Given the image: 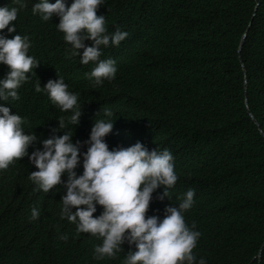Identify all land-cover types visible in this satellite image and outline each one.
Here are the masks:
<instances>
[{"label":"trees","instance_id":"16d2710c","mask_svg":"<svg viewBox=\"0 0 264 264\" xmlns=\"http://www.w3.org/2000/svg\"><path fill=\"white\" fill-rule=\"evenodd\" d=\"M6 4L14 6L13 0H0V6ZM24 4L12 22L14 32L6 26L0 33L26 34L28 54L39 62L17 89L19 99L2 102L23 118L25 130L47 138L57 118L67 120V111L34 90L38 81L43 86L63 77L78 94L80 117L101 118L104 108L114 113L116 137L113 128L105 137L109 149L140 141L149 150L172 153L178 178L168 189L174 201L166 204H178L194 190L184 219L200 232L193 249L197 259L258 264L264 241V137L246 106L264 132V0H104L97 15H105L107 31L119 28L128 35L118 46H102L100 59H114L117 71L99 86L86 76L94 64H80L54 23L33 15L30 0ZM7 71L0 63V78ZM92 123L74 126L73 142L81 133L87 139ZM35 170L27 156L0 170V264H122L130 246L125 242L115 257L96 259L93 249L101 239L77 233L73 222L60 217L62 186L33 191L28 174ZM165 205L156 211L150 201L146 216L162 217ZM33 207L39 210L35 220Z\"/></svg>","mask_w":264,"mask_h":264},{"label":"clouds","instance_id":"9594fccd","mask_svg":"<svg viewBox=\"0 0 264 264\" xmlns=\"http://www.w3.org/2000/svg\"><path fill=\"white\" fill-rule=\"evenodd\" d=\"M30 2L31 13L41 21L54 23L62 39L70 45L71 55L79 56L80 64H94L86 73L94 86L114 79L116 62L112 58L100 59L101 48L109 43L118 46L128 33L119 28L107 31L105 15H97L104 0ZM13 5L0 6V30L7 26L8 33L14 32L16 24L12 22L16 21L18 10L25 7L24 0H13ZM86 40L91 44H86ZM30 42L26 34L17 33L8 38L0 33V63L8 68L0 78V170L27 156L36 169L28 174L34 184L33 191L48 193L54 186H62L59 215L73 222L77 233L101 239L100 244L94 245L96 259L115 257L126 242L130 247L122 264H206L203 257L197 259L193 253L200 232L194 225L189 227L184 219V212L193 204L194 190L189 188L178 204H166L174 201L168 189L178 178L174 158L167 148L149 150L137 141L127 147L109 149L105 137L117 119H111L114 113L104 108L101 118H96L97 114L80 117L82 104L78 102V94L69 91L60 76L48 79L43 86L39 81L34 86L35 91L46 92L61 112L69 113L67 120L56 119L57 125L50 129L47 138L26 131L23 118L2 103L19 99L17 89L39 63L28 54ZM82 120L86 124L93 121L89 135L86 139V134L81 133L73 142L74 126ZM111 135L116 137L114 128ZM158 187L163 190L154 192ZM150 201L156 211L166 204L162 217L146 216ZM38 215L39 210L33 207L30 218L35 220ZM60 239L66 240L67 235H61Z\"/></svg>","mask_w":264,"mask_h":264},{"label":"water","instance_id":"95a60500","mask_svg":"<svg viewBox=\"0 0 264 264\" xmlns=\"http://www.w3.org/2000/svg\"><path fill=\"white\" fill-rule=\"evenodd\" d=\"M248 25H249V24H248ZM246 32H247V29L243 32V34H242V36H241V40H240V42H239V47H238V53H239L240 48H241V46H242V44H243L244 38H245V36H246ZM238 55H239V54H238ZM239 58H240V55H239ZM240 59H241V58H240ZM241 65H242L243 71H245V68L243 67L242 62H241ZM246 110H247V113H248L249 117H250V118L252 119V121L258 126V129H259L260 134L264 137V132H263L262 129L260 128L259 123L257 122L256 118L253 116V114H252L251 111L249 110L248 106H246ZM263 246H264V242L262 243V245H261V247H260V249H259V252H258V254H257V256H258V262H259V260H260V254H261V250H262Z\"/></svg>","mask_w":264,"mask_h":264}]
</instances>
